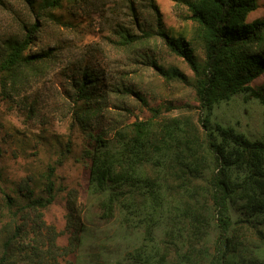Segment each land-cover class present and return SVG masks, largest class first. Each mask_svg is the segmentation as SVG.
<instances>
[{
    "label": "trees",
    "instance_id": "trees-1",
    "mask_svg": "<svg viewBox=\"0 0 264 264\" xmlns=\"http://www.w3.org/2000/svg\"><path fill=\"white\" fill-rule=\"evenodd\" d=\"M173 1L187 8L190 35L168 31L156 0H19L21 8L0 0L15 21L0 33V74L53 58V49L34 50L46 23L79 28L98 17L110 43L164 80L190 86L199 104L196 115H166L134 87L117 86L150 115L108 134L90 123L106 100L99 75L86 68L74 82L84 138L79 161L104 225L76 228L63 252L98 250L78 254L77 264H264V133L244 122L254 111L264 114V20L247 23L258 0ZM155 40L192 76L160 63ZM70 152L68 142L58 164ZM3 153L0 142V264H54L47 259L60 251L57 233L44 232L43 217L66 190L58 164L17 182L1 165ZM100 233L105 239L97 242Z\"/></svg>",
    "mask_w": 264,
    "mask_h": 264
},
{
    "label": "rangeland",
    "instance_id": "rangeland-1",
    "mask_svg": "<svg viewBox=\"0 0 264 264\" xmlns=\"http://www.w3.org/2000/svg\"><path fill=\"white\" fill-rule=\"evenodd\" d=\"M9 1L21 8L19 0ZM156 1L168 31L174 35L184 31L191 34L193 24L185 20L188 10L184 5L173 0ZM256 20H264V0H258V8L248 14L247 23ZM14 28L12 15L0 7V33ZM107 36L98 17L79 28L46 23L34 50L53 49V58L15 76L0 74V142L4 151L1 165L10 179L18 182L31 173L46 169L49 164H58L60 150L70 142L71 152L57 169L58 184L66 190L57 196L43 217L49 227V231L45 228L44 232L47 234L52 229L57 233L55 244L60 251L55 253V260L47 259L54 264H77L78 254L98 253L92 245L83 251L63 252L64 247L70 246L80 224L104 229L87 199L89 174L79 161L84 138L78 126L79 104L75 100L74 82L83 71L86 68L95 71L104 84L106 100L102 101L101 111L90 123L108 134L125 122L150 115L148 108L134 96L116 92L117 86L134 87L147 99L149 107L164 106L166 115H196L199 111L190 86L168 82L151 68L135 63L133 57L110 43ZM150 47L160 63L178 66L186 75L192 76L188 65L171 55L161 41H152ZM262 81L264 76L259 79ZM244 122L264 133V114L254 111ZM71 199L75 203L72 212L69 209ZM103 239L105 235L100 233L95 241Z\"/></svg>",
    "mask_w": 264,
    "mask_h": 264
}]
</instances>
